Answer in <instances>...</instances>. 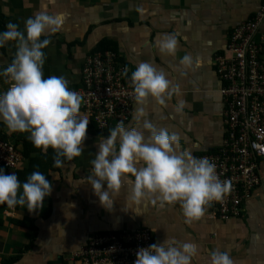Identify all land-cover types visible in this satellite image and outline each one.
Returning <instances> with one entry per match:
<instances>
[{"label": "crops", "instance_id": "1", "mask_svg": "<svg viewBox=\"0 0 264 264\" xmlns=\"http://www.w3.org/2000/svg\"><path fill=\"white\" fill-rule=\"evenodd\" d=\"M263 4L264 0H0V17L5 25L13 22L23 30L24 20L42 9L58 16L61 29L41 37L50 40L43 49L42 73L43 78L65 77L70 90L84 88L82 68L102 43L115 45L120 65L128 68V75L141 62L163 72L179 87L180 96L174 95L163 106L149 97L144 104L148 118L157 127L177 134L181 148L200 157L217 154L226 146L229 99L223 90L228 83L220 59L233 56L229 42L235 26L253 19ZM165 33L177 37L175 56L158 50L156 41ZM257 39L264 64V19ZM15 52L14 41L0 47V70ZM185 54L194 62L199 60V65L183 69L179 61ZM232 64L233 58L229 60ZM8 82L0 77V91L8 88ZM177 99L185 104L179 113L174 110ZM135 108L134 102L133 112ZM80 112L87 115L81 108ZM0 129L24 149V143L2 122ZM108 132L96 130L89 118L81 155L46 172L52 191L39 212L0 204V264L11 259L15 260L12 264H82L77 254L95 234L138 230H149L157 244L166 236L194 242L198 252L192 264H209L213 250L227 251L234 264H264V160L260 163V185L238 218L223 220L206 206L200 219L189 222L178 203L148 202L133 209L138 215L124 209L130 181L124 182L113 197V209L108 211L99 205L91 186L80 183L82 177L91 174L90 161L100 138ZM27 136L25 132L24 141L32 143ZM24 163L20 171L28 168L30 160L25 158ZM28 175L20 172L19 179L24 182ZM69 203L75 207L67 210Z\"/></svg>", "mask_w": 264, "mask_h": 264}, {"label": "clouds", "instance_id": "2", "mask_svg": "<svg viewBox=\"0 0 264 264\" xmlns=\"http://www.w3.org/2000/svg\"><path fill=\"white\" fill-rule=\"evenodd\" d=\"M61 27L57 15L42 9L24 20L23 30L8 22L6 30L0 32V47L8 41L16 43L13 59L0 70V77L11 82L0 91V122L9 132L28 133L27 139L42 152L51 148L53 165L58 168L65 160L81 155L89 123L88 116L80 112L82 97L69 89L65 77L43 78V49L50 40L41 37L55 34ZM177 44L176 35L170 33L162 34L156 41L159 52L169 56H175ZM179 64L191 69L194 64L199 65V60L194 62L191 55L185 54ZM128 74L125 67L121 75ZM129 79L136 103L134 123L125 125L119 121L106 137L100 138L90 161L91 174L82 177L80 183L90 185L99 205L108 211L113 209V197L125 181H130L124 209L134 211L144 202L178 203L186 221L198 220L206 206L221 201L230 192L231 181L221 180L215 163L182 149L177 134L157 127L148 118L144 107L147 99L151 97L163 106L174 95L180 96L179 87L148 62L136 65ZM184 106L183 99H177L174 110L179 113ZM51 191V182L40 171L31 172L21 182L15 173L5 174L0 168V204L9 209L19 205L26 206L29 213L39 212ZM73 207L72 203L65 205L67 210ZM197 252L194 242L166 236L158 244L138 248L134 264H192ZM209 264H234V260L227 251L213 250Z\"/></svg>", "mask_w": 264, "mask_h": 264}, {"label": "built area", "instance_id": "3", "mask_svg": "<svg viewBox=\"0 0 264 264\" xmlns=\"http://www.w3.org/2000/svg\"><path fill=\"white\" fill-rule=\"evenodd\" d=\"M263 19L264 4L253 19L235 26L231 33L233 56L220 59L228 83L223 95L229 99V136L221 152L200 156L215 163L221 180L231 181L230 192L221 201L208 205L223 220L240 217L260 185V163L264 160V64L257 35ZM231 58L233 64L229 65ZM123 70L117 53L95 51L82 68L84 88L73 90L82 97L80 108L101 131L113 128L119 121L127 125L132 119L135 97L130 75L122 76ZM24 133L12 132L17 140ZM24 162L22 150L15 142L0 139V167L15 171ZM153 243L149 230L95 234L77 258L82 264H134L138 248Z\"/></svg>", "mask_w": 264, "mask_h": 264}, {"label": "trees", "instance_id": "4", "mask_svg": "<svg viewBox=\"0 0 264 264\" xmlns=\"http://www.w3.org/2000/svg\"><path fill=\"white\" fill-rule=\"evenodd\" d=\"M5 20L3 18L0 17V32L5 31ZM106 50H111L114 52H117V48L115 47L114 44H109V43H102L100 44L95 50V51H106ZM94 127L96 130H99V127L93 122ZM102 132V131H101ZM0 139L3 140H8V137L6 135L3 134L2 130L0 129ZM20 141H22L24 144V149L22 150V154L24 155L25 158H28L30 160V164L28 166V168L26 170L20 171L18 170H11L8 169L7 167L1 166L0 168L4 169L5 174L6 173H15L17 175V178L19 181L23 182L20 178V172L24 173V174H31V172L33 171H40L41 173H43L44 175L47 176V173L52 170L55 169L56 167L53 165V157H54V152L51 148H49L47 153L42 152L40 149L34 147V145L28 141H24V134L22 136H20V138L18 139ZM16 146L18 148H20L18 146V144L16 143ZM38 153V155H36ZM66 160L63 162L65 163ZM20 171V172H19ZM47 172V173H46ZM15 260L11 259L8 260L6 264H12Z\"/></svg>", "mask_w": 264, "mask_h": 264}]
</instances>
